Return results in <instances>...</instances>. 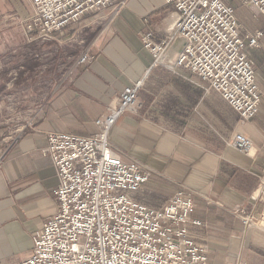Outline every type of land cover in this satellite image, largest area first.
Wrapping results in <instances>:
<instances>
[{"label":"crops","instance_id":"1","mask_svg":"<svg viewBox=\"0 0 264 264\" xmlns=\"http://www.w3.org/2000/svg\"><path fill=\"white\" fill-rule=\"evenodd\" d=\"M172 12L164 0H128L114 16L87 15L55 34L59 44L54 42L38 57L45 53L74 64L86 49L94 59L79 66L71 79L54 82V76L23 97H8L11 105L27 108L20 110L19 121L0 116V264L26 259L42 220L57 210L56 169L41 155L47 132L93 135L95 118L117 101L124 87L140 79L139 106L122 115L109 135L123 160L153 170L132 196L160 208L178 190L191 193V218L203 225H190V231L209 245L208 264H264V229L244 222L247 215H262L264 95L258 112L242 120L219 93L207 91L199 77L176 64L182 39L170 44L163 62L153 66L141 35L151 33L154 41H161L173 21ZM0 13L27 18L30 1L0 0ZM26 39L14 30L4 40L14 46ZM62 44L74 47L64 51ZM251 49L256 83L264 90V34ZM235 133L251 140V154L230 144Z\"/></svg>","mask_w":264,"mask_h":264},{"label":"built area","instance_id":"2","mask_svg":"<svg viewBox=\"0 0 264 264\" xmlns=\"http://www.w3.org/2000/svg\"><path fill=\"white\" fill-rule=\"evenodd\" d=\"M31 14L0 18L22 22L28 32L48 39L54 32L86 14L101 13L124 0H29ZM173 7V23L162 41L142 36L153 65L177 39L184 42L176 63L197 74L207 90L219 93L241 119L258 110L264 91L255 82L247 47L258 46L261 32L240 34L234 9L224 0H164ZM264 15V0H244ZM85 52L78 62H86ZM142 81L126 86L108 113L95 120L97 132L77 136L48 132L42 155L48 156L58 176L53 190L56 212L42 220L32 237V252L20 264H206L208 245L197 239L190 225L195 205L191 193L178 190L165 205L152 207L132 196L148 181L151 170L125 161L109 142V133L127 111L137 109ZM116 104V105H115ZM230 144L243 153L252 149L249 138L235 133ZM0 157V161H1ZM249 219H244L249 223Z\"/></svg>","mask_w":264,"mask_h":264},{"label":"rangeland","instance_id":"3","mask_svg":"<svg viewBox=\"0 0 264 264\" xmlns=\"http://www.w3.org/2000/svg\"><path fill=\"white\" fill-rule=\"evenodd\" d=\"M229 1L231 4H228V3L227 4L233 7L236 18L241 25L240 31H239L241 36L243 38H245L246 35H254L257 32H261L260 37H262L264 34V15L254 6L248 5L247 3H245L244 0H229ZM127 2H128V0H124L122 5H118V6L116 5V7L115 6L109 7L99 14H104L106 12L104 14L105 17H110L112 15L114 16V15L118 14L126 6ZM109 9H110V12H108ZM111 12H112V15H109V13H111ZM97 14L98 13H92L91 15L96 16ZM4 15H7V14L0 13V18ZM15 15L19 16L18 14H15ZM87 15H89V14H86L80 20H78L77 22L65 27L64 29H62L58 32L52 33L48 39H42L36 33L26 31L22 22L16 23L14 21H11V22L8 21L5 23H2L0 20V50H1L0 51V116L1 117H3L4 119L12 118V119H14V121H16V120L19 121L22 119L19 116L20 110L24 111L27 108L26 106L11 105L8 101V97L10 95L14 96V97H18V96L23 97L24 95H26L28 93V91H30V90L33 91V88L35 86H40V85L45 86L47 83L50 82V78L52 79V77H54V76H57V78L54 82H60L62 80H66L67 78L71 79L74 77L76 70L78 69L79 66L84 65L86 63H89L90 61H92V59H94V56H92V54H90L89 50H86V49H84L85 51L83 50L81 52V54L73 60V61H75L74 64H72L71 62L66 63L67 62L66 58H51L50 56L46 55L45 53L41 54L42 57H38L40 55V52L50 50L54 46L53 45L54 42L57 45L59 44L58 41H56L54 38L55 34L61 33L65 29H67L68 27L79 23ZM20 18L25 19L22 17H20ZM172 23H173V21L171 22V24ZM14 30L15 31H21V33L27 38L26 42L14 44V46L5 45V40H4L5 37H8L9 32H13ZM166 33H167V30H166ZM143 35H141V41H142ZM150 36L152 38L151 33H150ZM259 38H258V46H259ZM142 44H143V42H142ZM73 45L62 44V46L60 45L59 48L63 49L64 51L65 50L69 51V50L73 49V47H74ZM143 46H144V44H143ZM251 48H254V47H247L246 48V54H247L248 58L251 59V61L253 63L254 74H255V63H254L253 58L251 57V53H252ZM85 52L89 55L90 58L86 62H78L79 57H81L83 55V53H85ZM153 60H154V58H153ZM162 62H160V63H162ZM160 63H157L156 65H158ZM152 65H153V62H152ZM153 66H155V65H153ZM190 72L192 74L196 75L197 77H199L197 74L193 73L192 71H190ZM64 77H65V79H64ZM199 78L201 79V77H199ZM140 80H138V81H140ZM141 81L143 82V80H141ZM136 82H134V83H136ZM202 82L206 85L204 88L207 90V83L204 80H202ZM255 82H256V79H255ZM256 85H257V83H256ZM257 87H258V85H257ZM141 88H142V86L140 87V89L138 91L137 100H138L139 92H140ZM209 90H211V89H209ZM209 90H207V91H209ZM261 91H264V90H261ZM119 95H120V93H119ZM119 95L117 97V101L119 100ZM117 101L115 103H117ZM137 105L139 106L138 102H137ZM112 106H113V103L109 104L106 107V111L102 115H99L98 117H96L95 120L99 117L106 115L108 113L109 108ZM258 110H259V106H258ZM258 110H257V112H258ZM127 112H131V111H127ZM127 112H125V113H127ZM239 116H240V114H239ZM21 117H22V115H21ZM240 118H241V116H240ZM95 120H94V125H95ZM29 123H31V122H29ZM95 127H96V129H98L96 125H95ZM96 132H97V130H96ZM109 135H110V133H109ZM109 142H110V138H109ZM44 147L41 148V155H42V149ZM251 151H252V149H250V151L246 154H249V153L251 154ZM42 156H44V155H42ZM0 157H2L1 161H0V168H1L3 156L0 155ZM140 163H142V162H140ZM142 164H144V163H142ZM145 166H147V165H145ZM148 168L151 170V175L149 177V178H151L153 176V170L150 167H148ZM259 198L262 199V202H260L261 203L260 204V212L262 213V215L257 216V218H252V216L248 218L249 215H247V218L250 220L247 225L258 226V227L260 226L262 229H264V177H263V183L260 186ZM237 212H239V211H237ZM208 258H209V245H208ZM206 264H208V260H207Z\"/></svg>","mask_w":264,"mask_h":264}]
</instances>
